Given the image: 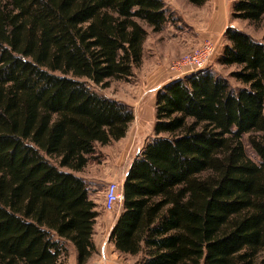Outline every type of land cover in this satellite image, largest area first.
I'll return each instance as SVG.
<instances>
[{
  "label": "trees",
  "instance_id": "16d2710c",
  "mask_svg": "<svg viewBox=\"0 0 264 264\" xmlns=\"http://www.w3.org/2000/svg\"><path fill=\"white\" fill-rule=\"evenodd\" d=\"M232 15L259 28L264 0ZM176 20L164 0H0V264H67L69 245L92 259L100 212L79 173L135 113L91 84L133 77L149 31ZM225 40L229 75L157 90L109 234L137 264H264V33L230 26Z\"/></svg>",
  "mask_w": 264,
  "mask_h": 264
},
{
  "label": "rangeland",
  "instance_id": "374dc122",
  "mask_svg": "<svg viewBox=\"0 0 264 264\" xmlns=\"http://www.w3.org/2000/svg\"><path fill=\"white\" fill-rule=\"evenodd\" d=\"M165 3L177 20L168 24L160 33L149 31L144 44L143 63L134 69L133 77L129 80H111L106 88L91 84L104 95L129 104L135 113V120L126 137L110 145L98 146L99 163L96 161L84 171L91 176V197L96 201L100 212L96 228L101 237L109 232L111 221L113 223L116 220L122 205L118 203L114 211L105 209L107 185L116 182L122 186L134 157L153 135L155 109L153 111L154 106L150 101H153L156 91L150 90L153 87L160 89L175 80V72L170 69L172 64L200 48L206 40L215 44V52L217 51L209 60V67L223 76L229 75L232 68L221 65L217 60L224 51L225 32L230 26L241 29L258 40L263 37L264 23L257 28L248 21L233 17L234 0H209L202 7L193 6L187 0H165ZM231 82L237 85L234 79ZM106 219L110 222L106 223ZM73 249L74 246L69 245L67 264H74L70 251ZM107 259L109 264H137L136 256L122 255L119 252H107ZM104 260L101 252H98L89 263L105 264Z\"/></svg>",
  "mask_w": 264,
  "mask_h": 264
},
{
  "label": "built area",
  "instance_id": "2783aa9c",
  "mask_svg": "<svg viewBox=\"0 0 264 264\" xmlns=\"http://www.w3.org/2000/svg\"><path fill=\"white\" fill-rule=\"evenodd\" d=\"M215 50L216 45L206 40L200 48L175 61L170 69L175 72L177 78H180L195 71L207 68L210 66L208 63ZM122 200L123 194L121 186L116 182H110L107 185L105 193V209L107 211H114L117 204L122 203Z\"/></svg>",
  "mask_w": 264,
  "mask_h": 264
},
{
  "label": "crops",
  "instance_id": "0c3cea01",
  "mask_svg": "<svg viewBox=\"0 0 264 264\" xmlns=\"http://www.w3.org/2000/svg\"><path fill=\"white\" fill-rule=\"evenodd\" d=\"M165 1V0H164ZM168 3V2H167ZM161 72V71H160ZM153 90H155L156 91V93H157V90H158V87H153L150 91H153ZM155 101H156V96L153 98V101H150V102H152L153 103V106H154V108H153V111H154V109H155ZM155 122V121H154ZM154 125V124H153ZM91 165H93V164H91ZM90 166V165H89ZM88 166V167H89ZM87 167V168H88ZM85 171V170H84ZM81 172V173H79V175H82V176H85L90 182H91V176H88L87 174H86V172ZM120 211H121V209H120ZM97 221H98V218H97ZM97 221H96V223H97ZM107 222H110L108 219H106V223ZM114 223H115V220L113 221V223H112V221H111V225H110V230L112 229V227H113V225H114ZM110 230H109V232L106 234V235H104L103 237H101L102 235L101 234H99V230L96 228V225H95V229H94V237H93V239H94V243H95V245H96V248H97V252H96V254L98 253V252H101V254H102V256L104 257V261L106 262L105 264H109L108 263V260L109 259H107V252H111L112 254H115V253H117L118 251H116V249H115V247H114V245L109 241V234H110ZM98 235H99V237H98ZM98 238V239H97ZM71 251V253H72V259H73V261H74V264H77V258H76V249H73V250H70ZM95 255V254H94ZM93 258V257H92ZM90 262V261H89ZM88 262V264H91V263H89Z\"/></svg>",
  "mask_w": 264,
  "mask_h": 264
}]
</instances>
